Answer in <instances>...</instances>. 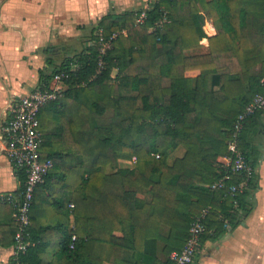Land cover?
<instances>
[{
  "label": "trees",
  "instance_id": "obj_1",
  "mask_svg": "<svg viewBox=\"0 0 264 264\" xmlns=\"http://www.w3.org/2000/svg\"><path fill=\"white\" fill-rule=\"evenodd\" d=\"M143 11H108L88 26L79 50L44 48L37 88L53 89L56 75L63 88L39 112L41 159L54 165L35 191L24 264H44L54 232L59 264H169L205 209L200 241L221 238L252 212L264 107L246 117L239 136L254 169L246 187L230 189L239 174L225 187L212 185L228 172L220 159L236 119L264 93V0H153L138 21ZM202 12L217 33L209 52L187 55L206 35ZM134 157L133 168L118 167ZM15 168L21 196L26 173ZM41 193L73 221L37 223Z\"/></svg>",
  "mask_w": 264,
  "mask_h": 264
},
{
  "label": "crops",
  "instance_id": "obj_2",
  "mask_svg": "<svg viewBox=\"0 0 264 264\" xmlns=\"http://www.w3.org/2000/svg\"><path fill=\"white\" fill-rule=\"evenodd\" d=\"M141 7H144L143 0H0V264H13L15 246L12 240L16 226L13 206L3 201L2 196L16 193L20 187L15 165L5 150L7 141L2 132V126L11 115L12 104L38 89L39 69L46 65L45 47L63 45L79 50L88 26L108 11L121 13ZM202 13L206 35L197 47L185 51L187 55L209 52V37L217 33L213 18ZM262 118L264 122V114ZM254 141L262 157L256 168L260 178L254 191L252 212L245 222L221 238L201 241L191 264H264V131L257 133ZM179 150L181 155L183 151ZM133 166L132 160H118L119 168ZM114 170L111 166L108 172ZM62 191L59 189L55 193L59 195ZM46 198L48 196L42 193L38 198L39 207L33 213L37 223L53 222L58 218L57 221H73L72 215L49 205ZM161 231L166 234L168 229L163 226ZM59 237L58 232L49 234L44 264H59ZM163 246L164 243L159 242L158 256L162 260L166 259Z\"/></svg>",
  "mask_w": 264,
  "mask_h": 264
},
{
  "label": "built area",
  "instance_id": "obj_3",
  "mask_svg": "<svg viewBox=\"0 0 264 264\" xmlns=\"http://www.w3.org/2000/svg\"><path fill=\"white\" fill-rule=\"evenodd\" d=\"M144 11L138 18L143 21L145 10L150 7L153 0H143ZM108 46L107 44L105 45ZM264 83V77L262 78ZM53 83V89L35 91L21 96L11 107V115L2 126V132L6 138L5 150L12 163L21 167L26 173L25 188L21 196L15 193H8L2 196L3 201L10 202L13 206V218L17 223L18 230L15 234V251L12 260L15 264H24L20 258L25 254L28 247L32 244L29 239L28 228L30 226V211L34 203V195L38 184L43 177L53 167L51 159L42 160L40 153L41 132L39 112L41 108L52 99H56L63 88L61 84V75H56ZM264 107V93H258L253 100L248 103L243 112L236 119L233 129V135L228 141V154L221 158V162L227 167L228 172L212 188L217 189L225 187L227 181L232 180L233 174L242 176L241 180L230 186L232 191L242 190L246 187L249 177L252 175L253 167L248 162L245 154L239 147V136L244 126V120L247 116L253 114L256 110ZM136 157L132 159L135 162ZM230 171V172H229ZM73 207L74 204L71 203ZM207 214L205 209L191 225L190 231L184 247L180 250H173L168 258L169 264H191L199 251L202 234L207 231L204 223V217ZM72 243L77 239V235H72Z\"/></svg>",
  "mask_w": 264,
  "mask_h": 264
},
{
  "label": "rangeland",
  "instance_id": "obj_4",
  "mask_svg": "<svg viewBox=\"0 0 264 264\" xmlns=\"http://www.w3.org/2000/svg\"><path fill=\"white\" fill-rule=\"evenodd\" d=\"M84 33H85V32H84ZM87 33H88V29H87V32H86L85 36L82 37V41L85 40V38L87 37ZM180 152H181V151L178 149V150H176V151L174 152L173 155H174V156H175V155H179ZM110 169H111V166H108V167H107V171H110Z\"/></svg>",
  "mask_w": 264,
  "mask_h": 264
}]
</instances>
